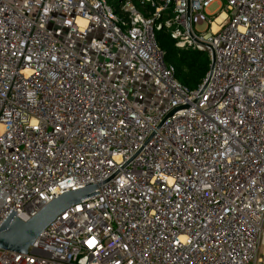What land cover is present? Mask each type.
Here are the masks:
<instances>
[{
    "label": "built area",
    "instance_id": "1",
    "mask_svg": "<svg viewBox=\"0 0 264 264\" xmlns=\"http://www.w3.org/2000/svg\"><path fill=\"white\" fill-rule=\"evenodd\" d=\"M137 1L0 0V226L96 186L0 264H263L264 0Z\"/></svg>",
    "mask_w": 264,
    "mask_h": 264
},
{
    "label": "water",
    "instance_id": "2",
    "mask_svg": "<svg viewBox=\"0 0 264 264\" xmlns=\"http://www.w3.org/2000/svg\"><path fill=\"white\" fill-rule=\"evenodd\" d=\"M95 189L96 186L89 185L83 189L64 192L27 220H21L13 213L10 214L0 226V249L26 253L43 229L72 205L92 196Z\"/></svg>",
    "mask_w": 264,
    "mask_h": 264
},
{
    "label": "trees",
    "instance_id": "3",
    "mask_svg": "<svg viewBox=\"0 0 264 264\" xmlns=\"http://www.w3.org/2000/svg\"><path fill=\"white\" fill-rule=\"evenodd\" d=\"M132 1L141 13L145 15L153 13V8L149 4L141 6L137 0ZM154 36L164 52L166 63L174 67L178 82L190 90L197 89L209 71V54L198 50H178L171 36L164 30L154 31Z\"/></svg>",
    "mask_w": 264,
    "mask_h": 264
},
{
    "label": "rangeland",
    "instance_id": "4",
    "mask_svg": "<svg viewBox=\"0 0 264 264\" xmlns=\"http://www.w3.org/2000/svg\"><path fill=\"white\" fill-rule=\"evenodd\" d=\"M223 2H221V5L219 3H214L212 6H210L207 10L209 13L214 14V16L218 15L220 11H223Z\"/></svg>",
    "mask_w": 264,
    "mask_h": 264
},
{
    "label": "bare ground",
    "instance_id": "5",
    "mask_svg": "<svg viewBox=\"0 0 264 264\" xmlns=\"http://www.w3.org/2000/svg\"><path fill=\"white\" fill-rule=\"evenodd\" d=\"M222 17H219L216 22H219ZM213 29L215 30V25L213 26Z\"/></svg>",
    "mask_w": 264,
    "mask_h": 264
}]
</instances>
